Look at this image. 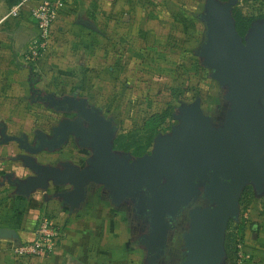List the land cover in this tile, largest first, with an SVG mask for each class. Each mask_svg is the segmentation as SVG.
I'll list each match as a JSON object with an SVG mask.
<instances>
[{"label": "crops", "instance_id": "obj_1", "mask_svg": "<svg viewBox=\"0 0 264 264\" xmlns=\"http://www.w3.org/2000/svg\"><path fill=\"white\" fill-rule=\"evenodd\" d=\"M39 1L0 0V227L12 228L19 236V241L0 238V264H145L126 211L90 187L78 206L60 194L70 190L69 185L18 191L15 179L31 172L22 157L28 153L15 140L1 141L16 135L28 136L31 143L37 132L51 124L52 107L38 99L39 94L59 96L66 91L92 98L94 93H104L107 108L100 106L105 111L113 109L111 115L122 110L119 105L125 98L131 113L143 114L154 100L155 86L158 91L164 87L167 75L178 78V28L184 20L171 0H70L54 25L49 47L42 49L38 60L29 62L25 55L39 32L31 9ZM80 18L92 20L98 29L79 24ZM187 18L188 26V12ZM56 34L61 40L55 41ZM65 62L71 69L54 65ZM45 63L58 70L49 84L34 68L41 70ZM38 106L43 111L40 125L31 114ZM125 117L116 123L124 126ZM36 157L53 164L62 154L42 151ZM44 215L61 225L55 252L17 258L13 245L33 240ZM255 216L252 223L260 230L251 245L257 255L254 264H264V217Z\"/></svg>", "mask_w": 264, "mask_h": 264}, {"label": "water", "instance_id": "obj_2", "mask_svg": "<svg viewBox=\"0 0 264 264\" xmlns=\"http://www.w3.org/2000/svg\"><path fill=\"white\" fill-rule=\"evenodd\" d=\"M235 2L206 0L205 11L199 16L206 25V41L199 55L203 65L211 69V77L227 89L226 98L232 102L222 125L204 112L200 99L184 103L173 115L178 123L171 131L158 133L151 152L133 160L129 153L114 150L116 127L112 128L99 110L84 113L89 129L78 120H64L53 129L59 137L46 140L45 132L40 131L43 143L37 147L30 144L28 136L5 137L1 142L15 140L28 153L22 157L31 172L15 179L17 190L31 193L47 190L51 184L69 185L71 189L60 194L78 206L92 183L110 189L114 200L146 188L152 196L143 202V208H151L161 230L166 214H175L197 194L195 177L202 178L212 168L215 176L205 193L216 200V205L190 212L192 227L185 235L189 249L184 264H224L226 230L231 219L239 218L241 192L248 183L259 188L264 182V112L260 106V100L264 104V20L253 23L244 39L232 14ZM78 23L98 29L90 19L80 18ZM67 99L85 108L86 99ZM71 134L94 141L96 156L87 166L72 161L46 164L37 159V154L46 149L54 151ZM0 238L19 241L17 231L7 227H0Z\"/></svg>", "mask_w": 264, "mask_h": 264}, {"label": "rangeland", "instance_id": "obj_3", "mask_svg": "<svg viewBox=\"0 0 264 264\" xmlns=\"http://www.w3.org/2000/svg\"><path fill=\"white\" fill-rule=\"evenodd\" d=\"M171 1L173 2V6H176V8L178 9L180 17L182 16L184 20L183 24L179 23L178 28L180 65L178 78L170 79L171 77L167 75L163 81L166 82V85L164 87H160L158 91V87L155 86V89L157 91L155 90L156 92H154L153 94L154 100L151 99L153 102L150 105L144 107L145 110L143 111V114H135L134 112L131 113L128 110L127 103H125V98L124 102L122 103L123 106L121 107V105H119L122 110L117 111V113L111 115V119L115 123L116 120L118 121V118L123 117V115H125V118H127V122L124 126L122 124L119 125L118 123H116V135L114 138V145L116 149L114 148V150L120 153H129L132 157L141 154L144 155L151 152L156 135L160 132L168 133L171 131V127H167L166 123H170L172 122V120H176L173 115L175 113H179V107L184 103L190 104L196 99H200L201 106L204 112L206 114L211 113V108L219 102L218 96L223 89V86L220 84V82L211 77V69H208L203 65V60L199 55V50L202 46V43L206 41V25L204 24V22V26L202 25L199 17L200 14L204 13L205 11L206 0ZM220 1L225 2L226 0ZM187 12H189L188 16H190L191 14L196 15L193 23L189 20V31L187 28V24H185L186 20L188 19ZM232 14L235 20V15L237 14L240 16V21H245L247 23L248 26L246 32L244 33V35H242L245 39V37L251 30L252 24L255 22H263L264 20V0H236L233 6ZM58 36L60 37V35L55 36V41L61 40L60 38H58ZM191 36H193V38ZM66 63L67 62H65V64L63 63L54 65H56L57 68H62L63 65H66L65 69H71L69 64ZM34 68L36 74L39 73L38 75H44V80L46 81L47 79L48 84L49 80L53 79L52 76L54 71H58L56 70V67L54 68L52 64L48 63L43 64L41 70L38 66H34ZM45 81L43 82L45 83ZM224 89L226 88L224 87ZM224 93H226V91ZM105 95L106 94L104 93H94V97L92 98L98 103V105H104L107 108L104 103V101H106ZM143 95L144 93L141 94V96ZM38 108L36 107L34 113H31L33 114V120H35L36 122L38 121L36 125L42 124L39 123L38 117L43 111L40 110V106H38ZM111 110L108 111V113H111ZM164 111L167 112L166 121L157 128V132H153V129L156 127L158 120L156 121V123L149 121L147 122V124L146 121L152 113H162ZM43 114H46V111H44ZM50 116H53V114L51 113ZM175 122L178 123L177 120ZM119 126L121 127L119 128ZM149 139L150 143L148 142ZM250 192V189H247L246 193L243 196L241 203L242 210L239 221L233 220L228 224L225 235V250L227 251V257L224 264H254L257 261V255L254 253L255 250L251 247L253 243L251 223L256 217V214L258 216H264V196L260 197V200H258L257 203L253 204L254 206H251L253 200L249 197Z\"/></svg>", "mask_w": 264, "mask_h": 264}, {"label": "flooded vegetation", "instance_id": "obj_4", "mask_svg": "<svg viewBox=\"0 0 264 264\" xmlns=\"http://www.w3.org/2000/svg\"><path fill=\"white\" fill-rule=\"evenodd\" d=\"M225 91L226 93H224ZM226 95L227 89H224L223 87L218 96L219 102L211 108V113H207L210 115L212 114L211 116L213 121L216 122L217 125H222L227 119L228 113L232 110V102L226 98ZM70 96L74 97L77 101L86 99V102L84 103L85 108L83 109L81 105L76 104L75 100L72 101L67 99V97ZM37 97L38 99H43L52 107V122L43 130L45 132L44 137L46 140H49L53 136L59 137L53 129L56 126H59L64 120H78V122H81L83 128L89 129L90 123L84 116V113H89L90 111L99 110L100 114L111 123L112 128L117 125L111 119V114L108 113V111H105V109L98 105V103L93 101L89 95L77 92L68 93L65 91L60 93L59 96L53 94L51 96L44 97L39 94ZM260 106L264 112V104L261 100ZM175 121L176 120H172L170 123L167 122L166 126L172 127L177 123ZM83 139V137H76L73 134L69 135L68 139L54 150L55 153L60 152L62 154V158L53 164L61 165L62 162L72 161L80 167L87 166L89 161L96 156L95 143L90 139L88 141H83ZM42 143L43 141L40 138V134L37 132L30 144L33 147H37ZM114 148L116 149L115 145ZM44 151L48 150L46 149ZM262 154H264V151ZM139 156H142V154L136 155L135 157L131 156V160ZM213 173L214 170L212 168H208L202 178L199 176L195 177L198 189L197 194L192 196L186 204H182L175 214H166L163 220V230H159L157 228V222L153 220L151 208H143V202L152 196L148 189L142 188L134 196L130 195L121 200H114L111 190L104 188L103 185L92 183L89 187L92 190H96V192L100 191V193L105 195L114 205L122 208L129 215L132 220V227L134 231L133 240H135L136 245L144 252L145 264H184V261L187 258L186 251L189 249L186 244L185 235L191 231L192 227V217L190 216V212L196 208L202 210L216 205V200L211 199V196L205 193L206 185L210 184L212 178L215 176ZM216 177L224 180L221 175ZM164 182L165 181L163 180L161 184ZM247 189H250L251 191L249 195L250 199L256 201H252L251 203V206H254L253 204L257 203V201L260 200V197L264 196V182L259 188H257L253 183H248L243 188L239 199L238 221L242 210V199ZM262 217L264 216L262 215ZM232 221L233 219H231L229 223ZM251 230L253 237L259 236L260 228L257 224L251 223Z\"/></svg>", "mask_w": 264, "mask_h": 264}, {"label": "built area", "instance_id": "obj_5", "mask_svg": "<svg viewBox=\"0 0 264 264\" xmlns=\"http://www.w3.org/2000/svg\"><path fill=\"white\" fill-rule=\"evenodd\" d=\"M68 1L70 0H40L32 7L31 15L36 21L39 32L30 53L25 55L27 61L38 60L42 49L49 47L55 33L54 25L63 17ZM61 235V225L54 218L44 215L37 224L35 238L13 245V253L17 258L51 255L55 252Z\"/></svg>", "mask_w": 264, "mask_h": 264}, {"label": "trees", "instance_id": "obj_6", "mask_svg": "<svg viewBox=\"0 0 264 264\" xmlns=\"http://www.w3.org/2000/svg\"><path fill=\"white\" fill-rule=\"evenodd\" d=\"M189 13V12H188ZM190 15V14H189ZM195 17H196V15H194V14H191L190 16H189V20L193 23V20L195 19ZM235 17H236V21H237V28H238V31H239V33H241V35H244V33L246 32V29H247V23L244 21V22H242V21H240V16L239 15H235ZM201 22V21H200ZM190 27L188 26V29H189ZM192 38H193V36H191ZM166 116H167V112L166 111H164V112H155V113H152L151 115H150V117L148 118V120L146 121V124H147V122H149V121H151V122H153V123H156V121L158 120V123H157V125H156V127L153 129V132L154 131H156L157 132V128L159 127V126H161V124H163L165 121H166ZM145 124V125H146ZM153 125V124H152ZM160 132V131H159ZM146 142H147V139H146ZM149 143H150V139H149V141H148Z\"/></svg>", "mask_w": 264, "mask_h": 264}]
</instances>
